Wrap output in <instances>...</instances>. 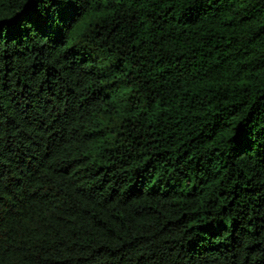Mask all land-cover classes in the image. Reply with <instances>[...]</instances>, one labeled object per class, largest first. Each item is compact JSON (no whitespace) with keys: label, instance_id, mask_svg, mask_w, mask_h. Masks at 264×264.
<instances>
[{"label":"trees","instance_id":"1","mask_svg":"<svg viewBox=\"0 0 264 264\" xmlns=\"http://www.w3.org/2000/svg\"><path fill=\"white\" fill-rule=\"evenodd\" d=\"M0 264H264V0H0Z\"/></svg>","mask_w":264,"mask_h":264}]
</instances>
